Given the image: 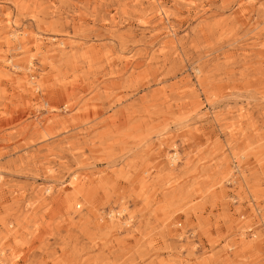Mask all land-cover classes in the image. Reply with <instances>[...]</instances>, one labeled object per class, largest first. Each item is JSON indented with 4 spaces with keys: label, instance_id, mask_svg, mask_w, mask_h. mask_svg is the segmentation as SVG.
Listing matches in <instances>:
<instances>
[{
    "label": "rangeland",
    "instance_id": "374dc122",
    "mask_svg": "<svg viewBox=\"0 0 264 264\" xmlns=\"http://www.w3.org/2000/svg\"><path fill=\"white\" fill-rule=\"evenodd\" d=\"M0 264H264V0H0Z\"/></svg>",
    "mask_w": 264,
    "mask_h": 264
},
{
    "label": "bare ground",
    "instance_id": "6f19581e",
    "mask_svg": "<svg viewBox=\"0 0 264 264\" xmlns=\"http://www.w3.org/2000/svg\"><path fill=\"white\" fill-rule=\"evenodd\" d=\"M173 159V158H172Z\"/></svg>",
    "mask_w": 264,
    "mask_h": 264
}]
</instances>
